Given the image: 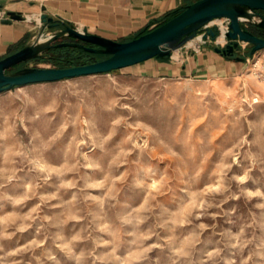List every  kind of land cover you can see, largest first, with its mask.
<instances>
[{"label":"rangeland","instance_id":"1","mask_svg":"<svg viewBox=\"0 0 264 264\" xmlns=\"http://www.w3.org/2000/svg\"><path fill=\"white\" fill-rule=\"evenodd\" d=\"M249 69L0 93V264H264V83Z\"/></svg>","mask_w":264,"mask_h":264},{"label":"water","instance_id":"2","mask_svg":"<svg viewBox=\"0 0 264 264\" xmlns=\"http://www.w3.org/2000/svg\"><path fill=\"white\" fill-rule=\"evenodd\" d=\"M251 16L257 21H250ZM227 19L224 47L214 51L222 56L233 57L241 44L250 46L249 56L264 50V0H196L180 9L173 17L148 32L125 42L113 41L73 26H61L46 15L40 16L43 24L35 39L21 49L0 59V93L16 87L51 83L82 76L110 73L152 58H168L170 55L202 33L215 40L220 34L216 28H204L215 19ZM20 13L7 12L2 22L22 20ZM45 29H58L45 44H38ZM67 37L72 41H54ZM60 47H75L90 54L106 58L82 65L64 68H23L8 72L12 67L42 57L48 50ZM235 59L242 61V57Z\"/></svg>","mask_w":264,"mask_h":264},{"label":"crops","instance_id":"3","mask_svg":"<svg viewBox=\"0 0 264 264\" xmlns=\"http://www.w3.org/2000/svg\"><path fill=\"white\" fill-rule=\"evenodd\" d=\"M196 0H49L43 4L0 0V59L29 45L42 29L41 15L61 26H73L113 41L125 42L158 26ZM7 12L20 13L22 20L5 24ZM44 30L43 36H48ZM195 38L168 58H152L124 68L147 79L221 81L240 77L247 69L250 46L242 44L232 58L214 51L215 43ZM236 57H242L239 61ZM122 69V70H124ZM121 70V69H120Z\"/></svg>","mask_w":264,"mask_h":264},{"label":"built area","instance_id":"4","mask_svg":"<svg viewBox=\"0 0 264 264\" xmlns=\"http://www.w3.org/2000/svg\"><path fill=\"white\" fill-rule=\"evenodd\" d=\"M20 1L43 4L49 0H20ZM227 25H228V20L224 18L215 19L207 23L205 26H203V29L204 28H216L219 31L220 35L213 41L210 40L209 37H207L206 39H202V33H203L202 31L201 33L198 34L201 36V43H206L209 41V42L215 43L217 47H224L227 41L225 40L223 35H224V32L227 31ZM221 35H222V42L218 41V38ZM246 62H247V65L250 66L249 72H251V74L255 78H257L258 80L264 83V52L259 51L258 55L255 53L253 56L247 57Z\"/></svg>","mask_w":264,"mask_h":264},{"label":"trees","instance_id":"5","mask_svg":"<svg viewBox=\"0 0 264 264\" xmlns=\"http://www.w3.org/2000/svg\"><path fill=\"white\" fill-rule=\"evenodd\" d=\"M175 14L176 13H173V14L169 15L165 19V21H167L168 19H170L171 17H173ZM106 57L107 56H103V59L106 58ZM227 58H232V57H227ZM69 59H72V62L71 63H68L69 62ZM80 59L81 58H80V56L78 54L70 53V51L67 50L66 47H60V48H53V49L48 50L45 55H43L42 57H39L37 59H34V61L54 62L55 63L54 64V67L55 68L71 67V66H75V65H82V64H87V63L95 62V61L87 60V62H83L82 63V62H80ZM58 62H62V63H66V64L61 65V66L60 65L58 66Z\"/></svg>","mask_w":264,"mask_h":264},{"label":"bare ground","instance_id":"6","mask_svg":"<svg viewBox=\"0 0 264 264\" xmlns=\"http://www.w3.org/2000/svg\"><path fill=\"white\" fill-rule=\"evenodd\" d=\"M249 20L250 21H254V22H256L257 21V17H254V16H251L250 18H249ZM195 38H200V42L199 43H201V36L200 35H198L197 37H195ZM195 38H193V39H195ZM50 39V35H48V37L46 38V39H44V40H42V41H38V44H45L48 40ZM192 39V40H193ZM191 41V40H190ZM189 41V42H190ZM218 41H221L222 42V35L218 38ZM188 42V43H189ZM254 102H257V100L256 99H254Z\"/></svg>","mask_w":264,"mask_h":264},{"label":"flooded vegetation","instance_id":"7","mask_svg":"<svg viewBox=\"0 0 264 264\" xmlns=\"http://www.w3.org/2000/svg\"><path fill=\"white\" fill-rule=\"evenodd\" d=\"M72 41V40H71Z\"/></svg>","mask_w":264,"mask_h":264}]
</instances>
